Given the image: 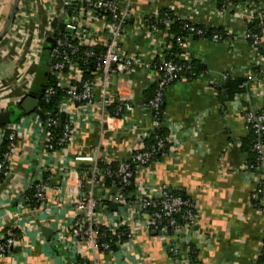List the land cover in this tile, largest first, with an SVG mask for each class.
Masks as SVG:
<instances>
[{
	"label": "crops",
	"instance_id": "1",
	"mask_svg": "<svg viewBox=\"0 0 264 264\" xmlns=\"http://www.w3.org/2000/svg\"><path fill=\"white\" fill-rule=\"evenodd\" d=\"M122 1L126 5V0ZM130 1L133 5L129 27L137 31L124 36L120 49L138 61L130 71V78L113 74L107 89L117 94L111 113L127 101L135 107L132 113L124 118H105L97 107L87 115L70 105L67 109L71 114L66 115L74 119V140L54 152L45 148L46 123L37 114H16L20 117L18 121L0 125L4 131L8 126V132L17 134L10 169L0 181V233L13 229L20 235L14 253L1 257L0 264H74L87 258L81 253L75 255L68 243L71 235L66 230L75 219L72 199L87 192L78 185L81 178L78 169L90 166L75 161L74 154H89L100 146L98 156L104 162L128 160L131 147L153 127L147 90L157 83L160 73L156 64L171 54L175 38L168 24L165 27L157 24L166 10L182 21L221 27L227 38L214 42L194 36L189 48H181L177 57L197 60L205 70L194 77L183 75L166 87L161 117L181 137L173 149L134 177L133 189L144 182L157 188L156 194L164 186L194 201L198 222L185 236L191 251H196L198 264H256L263 252L264 206L255 189L264 183V167L249 165V154L243 144L251 133L247 111L253 108L264 112V75H261L264 44L256 49L253 40L247 37L251 21L246 7L234 4L221 14L216 0ZM255 1L264 9V0ZM14 2L0 0V108L3 109L6 106L15 109L18 103L16 99H3L7 92L20 99L29 92H38L37 76L45 68L44 62L49 66V58L44 61L45 50L63 33L65 26L61 31L58 25L65 24L68 15L64 0H19L12 19ZM50 16L55 19L52 27L47 25ZM22 18L28 21V30L20 26ZM98 24L106 38L102 23ZM39 39L44 40L42 45ZM31 50L38 52L35 60L29 58ZM228 77L247 79L245 92L233 100H225L222 96H226L218 90ZM99 92L97 87L96 93ZM40 180L48 182L50 189L45 203L34 205L28 193L33 191L35 196ZM111 186L105 181L104 188H98L97 193L106 195ZM107 212L112 222L120 220L118 206L110 209L109 204ZM44 227L50 228L48 235ZM115 244V250L104 253L97 249L89 253V260L99 264H176L153 226L141 228L122 246L117 241Z\"/></svg>",
	"mask_w": 264,
	"mask_h": 264
},
{
	"label": "built area",
	"instance_id": "2",
	"mask_svg": "<svg viewBox=\"0 0 264 264\" xmlns=\"http://www.w3.org/2000/svg\"><path fill=\"white\" fill-rule=\"evenodd\" d=\"M125 3L126 5L122 0H64L63 4L68 8L65 29L63 33L55 38V43L49 56V68L56 80V87L62 89L66 94L57 107L64 114L66 122L63 123V135L57 147L54 143L53 131L50 128L56 127L60 119L53 112L43 109L47 117L44 142L48 151L54 152L58 149H63L74 140V119L66 115L71 114L67 109L70 105H75L79 113L87 115L92 113L94 107H97L102 117L105 118L109 116H121L124 118L135 110L131 102L127 101L117 107V112L111 113L109 107L115 104L117 94L115 92L111 93L107 89V84L113 74L123 79L130 78V71L138 61L133 56L124 55L120 49V42L124 36L127 33L137 31V29H133L134 27H129L128 21L132 13L131 6L133 4H131L130 0H126ZM234 4L246 7L248 20H263V8L255 0H227L222 8L218 7V10L221 14H224ZM51 7L53 8V6ZM24 10L25 7L21 9L22 14L25 13ZM54 21L55 19L50 16L48 18V27H52L51 25ZM98 21L102 23L103 29L107 33L106 38L101 35ZM19 23L23 29L28 30V21L22 18ZM208 29V27L199 28L196 33L201 38H206L204 31ZM191 30L194 29L191 28ZM52 32L50 31L49 33ZM194 36L190 33L185 37H178L176 40L178 46L186 50V48H189L192 41L191 38ZM247 37L253 40L256 49H259L264 44V31L261 34L247 32ZM43 41L39 39L40 45L43 44ZM74 41L77 43L75 44ZM212 41L222 42L224 39H222L221 35L215 33ZM97 46L105 47V52L97 53L95 51ZM81 47L84 48L86 56L84 63H88L92 58H97L99 63L93 78L84 81L79 88L76 86V82L83 78L84 71L83 64L76 57ZM37 50H39V47ZM34 51L31 50L29 54L30 60H35V56L38 54L37 51ZM179 59L191 62L190 59L185 57ZM157 65L160 73L157 80V94L149 103L154 112L153 127L149 132L147 131V133L143 134L136 144L131 147L129 159L119 161L116 169L111 167L102 169L99 162L104 161L102 157L99 158L101 153L100 146L95 148V152L89 154L84 152L74 154L75 161L90 164L89 167L81 166L78 169L81 176L78 179V185L83 190L87 189V192L85 195L81 193L78 198L72 199L75 219L71 227L65 228L71 235L68 243L70 246L72 245V251L75 250V255L78 253L87 255L84 261H75L74 264H99L95 260H89L88 254L96 252L97 249L99 252L104 253L112 250L111 244L103 241L106 234L102 232V227L116 235L117 244L122 246L126 239L132 238L141 228L150 229L152 226L158 232L161 240L165 241L167 252L176 264H196L192 262L188 255L191 251V246L185 236L198 222V211L194 201L190 197L183 198L175 195L172 193V189L164 186L158 188V194H156L155 190L157 188H150L144 182L136 186L135 189L128 190V186L132 183L134 177L138 173H144L146 167L154 162L152 161L153 155L162 148H166V151L173 149L174 145H176L175 142L181 137L179 133L174 132L173 125L171 127L164 123L162 117H159V111L163 103L164 89L169 84L180 80L183 77L184 68L191 69L192 65L189 64L185 67L170 58L161 59ZM261 65L263 67L261 75H264V59L261 60ZM56 87H46L42 100L46 103L50 102L53 95L57 92ZM97 87L100 89L98 94L96 93ZM4 109H8V107ZM4 109L0 108V110ZM246 119L248 128L254 129L259 137L254 149L261 154L259 164L264 167V112L251 108L246 113ZM160 127L169 128L167 137L159 139L155 147L146 146V139L150 137L155 129ZM16 137L15 131H10L7 136L6 130L4 131L0 128V175L8 173L10 169L11 154L16 148ZM6 138L10 141L8 151L2 153V144ZM107 164H111V162ZM106 179L111 180L113 192L110 187L106 195L98 194L97 189L104 188ZM49 189L48 182L38 181L35 197L39 203H45ZM263 191L264 183L257 185L255 195L262 206H264V197H261L260 194ZM157 199L161 200V209L153 211L151 207L158 206ZM111 203H116L118 208L121 209L118 222H112L110 215H108L107 209ZM177 213L183 214L184 223H179L175 218ZM164 218L167 219L166 222ZM128 226L131 229L129 228L126 234L122 233V227ZM19 239L20 235L13 229L7 230L6 233H0V258L12 255L19 243ZM262 251H264V247L261 249Z\"/></svg>",
	"mask_w": 264,
	"mask_h": 264
},
{
	"label": "trees",
	"instance_id": "3",
	"mask_svg": "<svg viewBox=\"0 0 264 264\" xmlns=\"http://www.w3.org/2000/svg\"><path fill=\"white\" fill-rule=\"evenodd\" d=\"M227 0H216L217 5L219 8H222L224 6V4H226ZM172 21V23H169V21ZM263 20H264V9H263ZM263 20H259V19H253L247 26V29L249 30V32H254V33H262V29L263 27ZM157 24L160 27H165L168 26L171 27V32L174 33L175 38L172 40V46H173V50L171 51V54L168 56V58L172 59L174 62H176L179 65H183L185 67H187L189 64L192 65L191 69H187L184 68L183 70V75H186L187 77H194L196 75H198L199 73H201L202 71L205 70V66L197 61V60H192L191 62H186V61H182L179 59V57H177V55L179 53L182 52V49L178 46L176 39L180 36H186L190 33H192L193 35H195V37H200L199 35H197L196 30L199 28H204V26L202 25H198V24H194L188 20H180L177 18V16L172 13V11H164L160 18L157 21ZM191 28H193L194 30H191ZM208 30H205V34L204 36L207 39H210L212 41V37L215 33L221 35L222 39H226L227 38V33L225 32V30L221 27H208ZM74 43L76 44L77 42L74 41ZM53 48V43L49 44L47 46V50H45V60L46 58H49L51 51ZM95 51L97 53H102L105 52V47L102 46H97L95 47ZM85 54H84V48H80V51L77 55V59L80 60V62L83 64V78L76 82V86L80 88L81 84L84 81H88L90 79L93 78L94 73L96 71V68L98 66L99 60L97 58H92L90 59V61L88 63H84L85 60ZM159 64V63H157ZM156 64V65H157ZM43 65H45V68L41 70V72L39 73V76H37L39 79L37 80V88L35 91H39L40 87H48V86H55L56 87V80L53 77L49 66L46 67V63L44 62ZM158 68V65H157ZM162 71V70H161ZM246 83H247V79L245 77H228L225 85H223L221 88H218L219 93L224 94L226 97H228V99L233 100L236 99L238 96L242 95L245 90H246ZM57 92L56 94L53 95L52 99L50 102L46 103L44 100L41 101V107L42 109H46L47 111H51L53 112L55 115H58L59 117V124L56 127H51L50 129H52L53 134H54V143L55 146H59L58 142L60 141L62 135H63V123L66 122L65 116L64 114H62V112H60L58 110V104L59 102H61L63 96H65V92L56 87ZM157 83L154 84L153 87H151L150 89H148V106L150 107L149 103L152 99L155 98L156 94H157ZM166 89V88H165ZM165 89H164V93H165ZM111 111L115 110V108L113 106L109 107ZM151 108V107H150ZM152 110V108H151ZM153 112V110H152ZM113 113V112H112ZM154 113V112H153ZM162 116V106L160 108L159 111V117ZM20 119L19 115H15L12 117V120L14 121H18ZM250 126V125H249ZM8 126L4 127L6 128V132H7V136L9 134ZM250 136L244 141L243 146H245L246 151L249 154V165L253 166V167H257L259 165V162L261 161V154H259L255 149H254V145L258 142L259 137L258 135L255 133L254 129H252L250 127ZM168 135V130L166 129V127H160L155 129L150 137H148L145 141L146 146L148 147H155L157 146V142L159 141V139H165ZM9 143L10 141L8 140V138H6L3 141L2 144V153L8 151V147H9ZM168 145V144H167ZM166 148H162L159 151H157L152 158V161H156L158 159L161 158V156L165 153ZM100 167L102 169H105L107 167H111L113 169H116V167L118 166V162H111V164H107L106 162H99ZM5 174H1L0 175V181L4 178ZM107 182H109L111 184V180L110 179H106ZM134 187V179L132 180V183L128 186V190H132ZM172 193L175 195H179L182 196L183 198H188V196L184 193L178 192L177 190H172ZM261 197H264V191L260 194ZM28 197L30 198V203L34 204V205H38L39 202L37 201L36 197L34 196V192L30 191L28 193ZM157 207H151V209L153 211L155 210H160L161 209V200L157 199ZM175 218L178 220L179 223H184L183 220V214L182 213H177L175 214ZM166 218H164V221L166 222ZM104 234H106V236L103 238V241L109 242L112 246V250L117 249V246L115 244V241L117 239L116 235L112 234L111 231L107 230L106 228H101ZM129 230L126 227H123L121 229V232L126 234ZM192 255V262L197 264V260H196V251H191ZM256 264H264V251L261 253V255L258 258V261L256 262Z\"/></svg>",
	"mask_w": 264,
	"mask_h": 264
},
{
	"label": "water",
	"instance_id": "4",
	"mask_svg": "<svg viewBox=\"0 0 264 264\" xmlns=\"http://www.w3.org/2000/svg\"><path fill=\"white\" fill-rule=\"evenodd\" d=\"M19 0H15L13 5V12L11 18L14 19L15 13L18 7ZM64 22L59 23L58 27L62 31L64 29ZM55 43V39L53 41ZM53 43V46H54ZM220 83H224V79L220 80ZM45 87L41 88L38 92H29L25 96H23L20 100H18L15 109H4L0 110V125L9 124L12 121V117L16 114L19 115H30V114H37L40 118L47 122V117L44 110L41 107V101L43 97ZM225 100H228V97L222 96ZM117 204L111 203L110 209H116ZM45 234H49L51 232L50 228L44 227L43 228Z\"/></svg>",
	"mask_w": 264,
	"mask_h": 264
},
{
	"label": "rangeland",
	"instance_id": "5",
	"mask_svg": "<svg viewBox=\"0 0 264 264\" xmlns=\"http://www.w3.org/2000/svg\"><path fill=\"white\" fill-rule=\"evenodd\" d=\"M22 79H24V75L22 76ZM9 98V100L11 101L12 99H16V100H19V98H15L14 96H12V94H9L8 92L5 94V98L3 99H7ZM8 100V99H7ZM5 104V103H4ZM11 105V104H10ZM9 106H6L5 108H7Z\"/></svg>",
	"mask_w": 264,
	"mask_h": 264
}]
</instances>
